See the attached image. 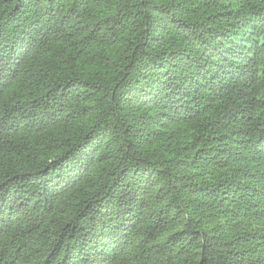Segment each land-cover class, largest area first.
I'll return each instance as SVG.
<instances>
[{"label":"trees","instance_id":"16d2710c","mask_svg":"<svg viewBox=\"0 0 264 264\" xmlns=\"http://www.w3.org/2000/svg\"><path fill=\"white\" fill-rule=\"evenodd\" d=\"M0 264H264V0H0Z\"/></svg>","mask_w":264,"mask_h":264}]
</instances>
